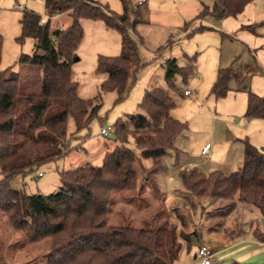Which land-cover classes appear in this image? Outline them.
<instances>
[{
    "label": "trees",
    "instance_id": "obj_1",
    "mask_svg": "<svg viewBox=\"0 0 264 264\" xmlns=\"http://www.w3.org/2000/svg\"><path fill=\"white\" fill-rule=\"evenodd\" d=\"M248 1L201 3L194 18L235 15ZM43 5L46 17L29 8L21 10L18 19L20 32L16 36L19 41L28 36L33 40L31 53H20L19 61L39 66V90H19L17 73L10 68H0V212L6 223L20 230L27 240L48 239L46 264H174L179 247L178 232L181 231L166 217L155 225L146 226L108 221L113 211L115 201L112 194L115 191L140 192L147 183L152 194L161 197L155 185V175L163 167L161 157L168 149H173L177 157L179 151L173 141L186 128L185 121L169 114L175 102L166 89L159 86L145 88L137 102L141 111L127 113L123 120H114L112 134L107 135L112 137L113 144L104 148L99 164L86 162L58 170L57 188L46 193H28L23 188L9 185L14 175H24L37 163L61 154L58 140L66 137L68 117L73 121L72 132L75 133L86 127L96 114L99 96L95 99L78 96L77 82L71 77V61L83 33L81 17L101 19L105 26L120 33L118 54L96 55L95 71L104 73L99 82L100 91H114V101L122 99L142 65L136 43L129 34V30H134V24L141 20L138 6L133 7V18L130 19L128 0H121L120 12L111 11L97 0H43ZM61 13L68 14L69 22L50 29V18ZM189 22L186 21L183 27ZM251 25L241 27L251 28ZM209 28V25L199 23L185 34ZM187 59L191 63L194 55L187 56ZM163 61V76L168 89L178 95L186 94L185 89L177 87L175 79L179 77L185 82L193 72L191 64L180 65L174 57ZM231 79H237L234 67L230 64L218 66L208 93L214 97L225 95ZM238 87L246 88L243 83ZM246 92L243 116L264 118V94L248 88ZM54 105H58V110L45 115ZM18 106L23 109L24 133L31 135L28 140H16ZM35 134L33 142L38 140L37 135L44 140L42 152L28 158L13 154L18 142L30 147V138ZM129 136L134 148L127 144ZM53 143L56 148L50 149ZM141 159H149L150 164L142 165ZM135 162L141 164L138 187ZM178 177L184 191L191 195L227 202L235 199L254 206L264 221V147H257L244 139L242 161L235 169L228 173L220 169L203 172L190 166L178 170ZM232 204L230 201L228 208ZM178 213L177 209L172 214L182 225ZM252 232L258 240L264 241V229L255 225ZM229 264L244 263L231 261Z\"/></svg>",
    "mask_w": 264,
    "mask_h": 264
},
{
    "label": "rangeland",
    "instance_id": "obj_2",
    "mask_svg": "<svg viewBox=\"0 0 264 264\" xmlns=\"http://www.w3.org/2000/svg\"><path fill=\"white\" fill-rule=\"evenodd\" d=\"M97 1L106 5L113 12L122 10L121 0ZM128 1L130 19L133 18V7L138 6L140 10L141 20L134 24V30H129V34L136 43L138 59L142 65L135 73V79L127 94L122 99L114 101V91H100L99 82L104 73L95 71L98 53L118 54L120 33L114 28L105 26L101 19L81 17L79 21L83 33L75 47V55L71 61V77L77 82L76 93L78 96L93 99L99 96L97 97L99 104L96 114L90 118L86 127L75 133L72 132L73 121L68 117L66 129L68 140L66 137L58 140L61 154L37 163L24 175L19 173L14 175L9 180L11 187L23 188L28 193L35 191L46 193L57 188L58 170L73 168L86 162L99 164L104 148H109L113 144L111 136L99 132L100 125L112 124L116 118L125 119L127 113L141 111L137 107V102L145 88L159 86L171 94L178 95L166 86L163 76V59L174 55L178 60H184L186 56H183L182 51L187 52L186 55L193 54L196 58V53H194L196 45L194 44L206 45L210 43L211 45L213 40L219 38V34L209 30L185 34L197 24H205L201 19L194 18L198 11L199 0H143L138 5L135 3L137 0ZM16 3L19 6H16ZM23 8L32 9L42 17H46L43 0H0V68H10L17 73L19 90L37 92L41 80L39 66L28 61H19L20 53H31L33 43L29 36L23 37L21 41L16 39L20 32L18 19ZM69 20L66 13L51 17L49 20L50 29L65 26ZM189 20V25L183 27V24ZM201 47L205 48V46ZM177 82L182 88L181 81L178 79ZM57 110L58 105L50 106L45 115L53 114ZM22 112V106H18L15 115L17 121L15 132L18 141L28 140L31 136L24 133ZM37 136L39 138L37 137L36 142H33L36 134L30 138L32 140H30V147L27 145L24 147L22 143L18 142L13 154L20 157L25 155V158H28L42 152L45 149L43 147V145L45 146L44 140L39 135ZM127 144L134 148L130 136ZM51 148H56L55 143L50 146ZM169 153H172V149H168L161 158H166ZM138 164L135 162V168H138ZM38 171L41 172L40 175H37ZM112 196L115 202L112 206L113 214L110 215L108 221L113 224L130 222L136 226L155 225L166 217L168 221L177 226V221L172 213L179 210L178 215L183 224L176 228L181 232H178L180 233L177 237L179 247L174 264L177 258L180 260V264H195L198 261V258H194L192 255V249L196 243L194 232L197 231L204 236V229H201L200 222L195 223V220L199 219V214H205L204 211L212 215L215 225L219 215L223 214L227 217L225 219H228V226L231 229H235L236 226L242 227L239 219L237 220L235 217L236 213L233 208L224 206L227 205V200L224 199L207 200L191 195L196 201L195 204L193 201L191 206L171 205L168 207L164 206L160 197L156 194L152 195L149 190L115 191ZM249 207L257 216L256 222L262 219L254 206L249 205ZM225 234L228 235V233ZM189 239V247L184 248ZM47 249V238L35 242L27 240L20 230L13 229L6 223L4 214L0 212V264H46Z\"/></svg>",
    "mask_w": 264,
    "mask_h": 264
},
{
    "label": "crops",
    "instance_id": "obj_3",
    "mask_svg": "<svg viewBox=\"0 0 264 264\" xmlns=\"http://www.w3.org/2000/svg\"><path fill=\"white\" fill-rule=\"evenodd\" d=\"M211 2L212 0H199L197 9H200L201 3ZM198 19L210 26L205 30L219 34V38L213 40L211 45L194 44L196 58L191 63L185 51H182L183 56H186L184 60L172 56L180 65L190 63L193 72L185 82H181L182 88L177 82L180 78L176 77L177 87L190 91L189 94H172L175 104L169 110L171 116L186 122V128L176 135L173 141L174 147L179 151L178 155L175 157L172 149V153L166 158H161L163 167L155 175L156 191L161 196L164 206L168 207L191 206L193 201L194 204L196 202L191 194L182 188L178 170L196 166L203 172L220 169L228 173L242 161L244 139L257 147H264V118L243 116L246 88L257 94H264V0L248 1L235 15L222 18L204 16ZM250 23L251 28L241 27ZM229 64L234 67L237 79L229 81L225 95L214 97L208 90L216 69L218 66ZM239 82L246 88L238 87ZM205 143H209L208 151L202 153L201 147ZM140 163L148 166L150 160L141 159ZM141 164L135 168L134 163L137 187L141 183ZM146 190L152 192L150 185L144 183L142 191ZM230 201L233 203L235 217L239 219L242 227L236 226L235 229H231L228 226V219H225L227 217L223 214L219 215L216 225L212 215L206 213L207 211H204L205 214H199V219L195 220V223L200 222L199 226L204 229V236L197 231L194 232L196 243L192 249L193 257L197 258L195 255L197 245L205 243L214 253V259L210 264H229L231 261L264 264V241L258 240L252 232L255 225L263 230L264 221L260 219L256 222L257 216L251 207L235 199ZM230 201L224 205L226 208ZM175 220L179 228L180 222L176 218ZM189 244L190 239L184 248L189 247ZM175 264H180L178 258ZM195 264H199L198 261Z\"/></svg>",
    "mask_w": 264,
    "mask_h": 264
},
{
    "label": "built area",
    "instance_id": "obj_4",
    "mask_svg": "<svg viewBox=\"0 0 264 264\" xmlns=\"http://www.w3.org/2000/svg\"><path fill=\"white\" fill-rule=\"evenodd\" d=\"M142 0H137V2H141ZM16 6H19V4H16ZM184 93H189L188 89L184 90ZM113 130V125L110 123H106V125H100L99 132L104 135H111ZM209 147V143H205L201 147L202 153H207ZM41 174L38 172V175ZM196 257L198 258L199 264H210L212 260L214 259V253L209 245L205 243H199L196 247L195 252Z\"/></svg>",
    "mask_w": 264,
    "mask_h": 264
},
{
    "label": "water",
    "instance_id": "obj_5",
    "mask_svg": "<svg viewBox=\"0 0 264 264\" xmlns=\"http://www.w3.org/2000/svg\"><path fill=\"white\" fill-rule=\"evenodd\" d=\"M76 58V57H75Z\"/></svg>",
    "mask_w": 264,
    "mask_h": 264
}]
</instances>
